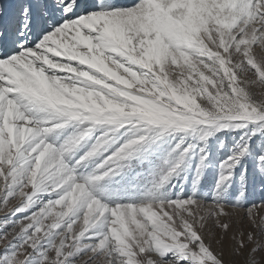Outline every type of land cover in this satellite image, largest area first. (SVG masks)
Returning <instances> with one entry per match:
<instances>
[{
  "label": "snow or ice",
  "instance_id": "snow-or-ice-1",
  "mask_svg": "<svg viewBox=\"0 0 264 264\" xmlns=\"http://www.w3.org/2000/svg\"><path fill=\"white\" fill-rule=\"evenodd\" d=\"M0 264H264V0H0Z\"/></svg>",
  "mask_w": 264,
  "mask_h": 264
}]
</instances>
